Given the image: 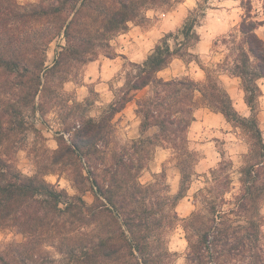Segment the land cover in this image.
I'll use <instances>...</instances> for the list:
<instances>
[{
  "label": "trees",
  "instance_id": "obj_1",
  "mask_svg": "<svg viewBox=\"0 0 264 264\" xmlns=\"http://www.w3.org/2000/svg\"><path fill=\"white\" fill-rule=\"evenodd\" d=\"M182 1L0 0V228L23 237L0 247V264H175L169 243L179 225L188 241L186 264H264V130L259 120L264 39L258 33L262 21L254 19L251 8L229 41L232 61L223 66L242 79L250 116L240 113L221 75L211 69L202 66L206 78L201 81L159 75L175 58L195 57L191 49L200 35L198 16L191 15L176 46L169 41L172 34L166 35L145 61L131 63L124 86L100 117L81 111L62 119L58 147L44 148L39 156L47 161L36 160L35 175L18 166V153L31 132L47 139L38 120L45 122L60 103L82 108L65 98L72 68L110 52L115 36L145 19L147 10ZM60 39L65 44L48 64V50ZM142 90L148 92L139 97ZM132 100L141 137L122 142L116 116ZM201 107L222 113L240 128L249 149L239 167L222 152L208 184L195 195L196 209L182 217L178 206L200 161L189 132ZM151 127L158 131L146 137ZM156 146L171 149L177 160V193L165 170L152 182L141 181ZM51 173L65 175L76 193L47 180Z\"/></svg>",
  "mask_w": 264,
  "mask_h": 264
},
{
  "label": "rangeland",
  "instance_id": "obj_2",
  "mask_svg": "<svg viewBox=\"0 0 264 264\" xmlns=\"http://www.w3.org/2000/svg\"><path fill=\"white\" fill-rule=\"evenodd\" d=\"M19 1L23 4L39 2V0ZM249 8L252 9L254 19L262 21L258 33L264 39V0H183L180 3L157 4L154 8L146 11L147 16L145 19L131 22L130 27L137 24L144 27V29H149L154 24L165 25L163 27V36L157 43L166 35L172 34L169 37V41L172 46H176L178 42L183 40L180 31L189 17L191 15H193L191 17L198 16L196 31L200 35V40L209 36V41L204 48L205 52L198 54L197 42L191 49L195 57H185L187 62L193 60L194 64L190 70L194 72L198 69V66H204L214 71V73L220 74L221 80L233 97L237 109L243 115L250 116L251 112L246 114L249 112V108L245 102L242 79L235 77L223 67L232 61L233 53L230 50L231 44L229 41L232 35L239 34L240 23L249 13ZM128 30L116 35L112 40L113 47L110 52L102 51L98 59H106L109 54L116 56L118 50L125 43L124 35ZM61 44H65L64 39L54 41L51 44L48 50V64L54 62ZM132 62L135 61L126 60L124 67L109 80L103 79V75L98 69L91 71L88 67L90 62L72 68L70 81L66 82L64 86L65 98L70 99V104L80 103L83 105L82 108L71 110L68 105L60 103L46 116L45 122L38 120L37 125L43 130L47 139L38 138L34 133H30L28 144L18 153V166L20 169L27 175L36 174L38 169L36 160L39 161V164L46 162L47 160L44 156H39L43 153L44 148L55 149L58 147V142L55 138L56 132L63 127L62 119L72 115V112L80 113L83 111L87 115L96 118L100 117L116 99V94L124 86L127 74L132 69ZM173 68L176 71L182 70L181 72L188 70L181 61H178ZM259 83L264 93V78ZM147 92L148 90L140 91L138 96L141 97ZM260 98L259 120L264 130V97ZM201 108H205L204 114L199 117L197 128H190L191 133H189L192 147L200 152V161L196 165L197 174L194 177L188 195L178 206V211L182 217L189 216L196 209L194 203L195 195L208 184V180L211 178V170L218 167L223 160L222 152L226 154L227 158H232L236 167H239L242 163L243 154L249 149L248 139L240 128H236L230 122H227L220 114H214L210 108ZM116 121L119 125L118 134L122 142H130L141 137V133H138L140 124H136V116L134 114L130 118L117 115ZM150 129L145 133L146 137L153 136L158 131L157 127H151ZM158 148L161 147H155L154 157L150 161L148 168L142 173L141 181L144 183L152 182L155 180V173L165 170L172 192L177 193L181 182V171L177 165V160L173 156L172 151L170 153L167 152V156L158 155V151L161 150ZM32 152L33 154H31ZM46 178L53 183L60 184L61 187L67 188L70 193H76L65 175L51 173ZM86 198L89 201H93L91 193H88ZM22 239V235L16 231L0 228V247L9 242ZM169 246L176 253L175 264H186L188 241L185 230L181 225L172 232Z\"/></svg>",
  "mask_w": 264,
  "mask_h": 264
},
{
  "label": "crops",
  "instance_id": "obj_3",
  "mask_svg": "<svg viewBox=\"0 0 264 264\" xmlns=\"http://www.w3.org/2000/svg\"><path fill=\"white\" fill-rule=\"evenodd\" d=\"M163 27L159 24H154L149 29H144L141 25H134L131 26L128 30V32L124 35L125 43L122 45V48L118 50V53L116 56L113 57H106V59L101 60H94L88 64V67L91 71H95V69H98L100 73L103 75V79L109 80L111 77H113L116 73H118L125 64L126 60L129 61H135V62H143L149 54L154 50L155 46L157 45L158 40L163 36ZM209 41V36L204 37L202 40H200L197 44V52L198 54L205 52L204 48L206 46V43ZM178 61L183 62L184 66L187 71L181 72L176 71L173 66L177 64ZM176 62V63H175ZM193 60L190 62H187L183 58H175L171 65L159 72V75L165 79H173V78H180L183 76H189L192 77L198 81L205 79V70L202 68V66H198V69L192 72L190 70L191 66H193ZM238 77V76H235ZM103 83V82H102ZM145 91V90H142ZM264 97V94L261 96ZM261 99V98H260ZM137 108V102L136 100H132L128 103L126 108L118 114V116H125L130 118L133 114L136 116V124H140L141 126V119L136 113ZM249 112L246 114H249ZM205 108H199L196 111L197 119L193 122L190 128H197V124L199 123L198 119L199 117H202L204 114ZM214 114H220L224 117V119L227 121L225 116L222 113H217L212 111ZM210 118V117H208ZM208 121V119H206ZM228 122V121H227ZM206 123V122H205ZM151 130V129H150ZM157 130V129H156ZM149 131V130H148ZM138 133H141V130H138ZM191 133V131L189 132ZM161 149L158 151V155L161 156H167V152H171V149L165 148L163 146H160Z\"/></svg>",
  "mask_w": 264,
  "mask_h": 264
}]
</instances>
